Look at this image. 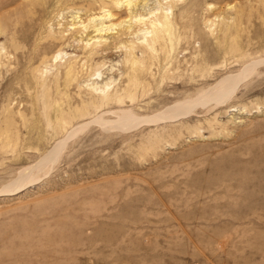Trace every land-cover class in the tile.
<instances>
[{"label":"rangeland","instance_id":"1","mask_svg":"<svg viewBox=\"0 0 264 264\" xmlns=\"http://www.w3.org/2000/svg\"><path fill=\"white\" fill-rule=\"evenodd\" d=\"M122 6L0 0V264H264V0Z\"/></svg>","mask_w":264,"mask_h":264},{"label":"bare ground","instance_id":"2","mask_svg":"<svg viewBox=\"0 0 264 264\" xmlns=\"http://www.w3.org/2000/svg\"><path fill=\"white\" fill-rule=\"evenodd\" d=\"M104 1V0H103ZM112 1V3H113V6L114 7H116L117 9L119 8V7H121L122 5H124L126 8H127V10L129 11V23H128V25L126 26V28H125V31L126 30H128V31H130L137 23L138 24H140V23H144V22H146V20L144 19V16H141V15H137L134 11H133V9L137 6V4L140 2V0H111ZM110 2V1H109ZM100 7V6H99ZM123 7V6H122ZM108 8V7H107ZM103 10V9H102ZM101 15H96L97 17H93V18H91V19H89V23L87 24V25H83L82 23H80V25H81V28H82V30L83 31H86V30H88V29H90V28H92V32L94 33V34H98L97 36H99L98 37V39L101 37L102 38V34L104 33V34H106V33H108V32H110V31H112L113 29H114V27H119V25H121V24H113V23H110L111 22V20L110 19H112L113 17H112V14L109 12V11H102L101 13H100ZM148 16H151V15H153L154 14V12L152 11V12H148ZM156 16V15H155ZM152 17H154V16H152ZM149 18V17H148ZM151 18V17H150ZM162 18H164V20L167 18V15L164 13L163 15H162ZM105 19H109L108 20V24L107 23H105L103 20H105ZM154 19V18H153ZM97 20H101L100 21V23H98V24H96V21ZM128 22V21H127ZM148 22H149V20H148ZM147 23V22H146ZM72 24H74V22H72ZM105 24H107V25H105ZM145 24V23H144ZM143 24V25H144ZM148 25H149V29L147 30V29H144V31L142 30H138L139 32H141L142 33V36H141V38H139V39H136L135 40V42H133V44L135 45V44H137V43H139L138 45H143V44H145V43H148V41H147V39H149V40H151V42L153 43L154 41H156V40H158V39H160V38H162L163 37V35H161V34H165L166 35V33H167V30H168V27H167V25H166V23L165 22H163L162 20H160V18H157V19H155V20H153V21H150L149 23H148ZM144 26H146V25H144ZM147 27V26H146ZM145 27V28H146ZM136 33H138V32H136ZM135 32H134V34H136ZM93 38H97V37H88L87 38V40L88 41H90V40H92ZM100 38V39H101ZM103 39V38H102ZM86 40V41H87ZM87 41V42H88ZM93 41H94V39H93ZM96 41H98V40H96ZM104 41V40H103ZM100 43H101V41H99ZM94 43V42H93ZM97 43V42H96ZM132 46V45H131ZM149 46V45H148ZM131 49H133V48H131ZM130 50V49H129ZM246 76H247V74H246ZM238 79V77H236V78H234L233 80L230 78V79H227L223 84H218L219 85V87H217V89L214 91V92H209L207 95H205L204 94V96H203V99L201 98H199L198 99V101H196V104L198 103H203V104H205V102H213L214 104H220V103H222V102H226V100L231 96V92L232 91H234V89H233V87L235 86L234 84H236V80ZM239 80H240V78H239ZM239 80H238V82H239ZM242 80V79H241ZM222 83V82H221ZM236 87H237V85H236ZM235 90H236V88H235ZM206 92V91H205ZM200 95V94H199ZM198 95V96H199ZM197 96V95H196ZM195 96V97H196ZM201 97V96H200ZM197 98V97H196ZM195 98V99H196ZM231 98V97H230ZM192 101V100H191ZM194 101V100H193ZM229 101V100H228ZM185 102H188L189 104H187L186 106H183L182 104L181 105H177V106H174V107H172L171 109H168L169 111H166V113H164L163 114V118H165V119H174V118H177V117H181V116H183L184 115V113L186 112V110H190L191 109V106L193 105V102H190V101H185ZM184 102V103H185ZM196 104H194L193 106H195L196 107ZM210 104V103H209ZM226 104V103H225ZM202 105V104H201ZM206 105V104H205ZM193 106H192V108H193ZM231 112H232V109H231ZM186 115H187V113H185ZM121 115V114H120ZM118 117V116H117ZM130 117V116H129ZM119 118V117H118ZM133 119V118H132ZM131 119V120H132ZM130 120V118H128L127 116H125V114L124 115H121L120 116V118H119V120H116V122L115 123H113L112 124V127L113 126H119V127H121V129L122 128H128L129 126H131L132 124H134V123H132V121ZM134 122V121H133ZM136 122V121H135ZM146 122H148V121H146ZM150 122V121H149ZM151 122H153V119L151 120ZM118 127V128H119ZM131 127H133V125L131 126ZM114 128V127H113ZM59 143V142H58ZM59 147V146H58ZM59 148H61V145H60V147ZM54 150H55V148H54ZM54 150H52L51 152L53 153V151ZM58 150H57V148H56V150H55V152H57ZM60 152V151H59ZM59 154V153H58ZM50 155V154H49ZM45 157V156H44ZM57 156H55V157H53V158H56ZM45 159H46V161L48 162V161H50L51 159H52V157L51 156H46L45 157ZM45 159H43L42 161H41V163L39 164L40 166L45 162ZM55 161V160H54ZM46 163V162H45ZM51 163V162H50ZM49 164V163H48ZM47 164V165H48ZM38 165V166H39ZM44 166V165H43ZM38 168V167H37ZM44 169H42V171H43ZM30 171V170H29ZM47 171V170H46ZM38 172V171H37ZM40 172V171H39ZM23 174L22 175H24V173L25 172H22ZM38 174V173H37ZM26 176V175H25ZM25 176H23V179L24 180H26V178H25ZM20 177V176H19ZM28 177V176H27ZM21 179H17V182H16V184H15V187H14V189L13 190H11L12 191V194L13 195H17V194H19V192H21L24 188H23V185H19V181H20ZM23 181V180H22ZM21 181V182H22ZM20 182V183H21ZM24 184H25V182H24ZM29 184V183H28ZM27 185H25L24 187H26ZM25 190V189H24ZM10 190H8V192H9ZM3 192H6V191H3ZM7 192V193H8Z\"/></svg>","mask_w":264,"mask_h":264}]
</instances>
